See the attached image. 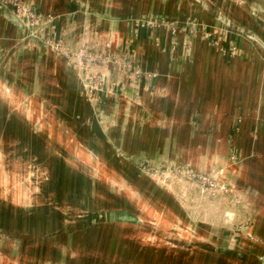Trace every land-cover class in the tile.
Listing matches in <instances>:
<instances>
[{
    "label": "rangeland",
    "instance_id": "374dc122",
    "mask_svg": "<svg viewBox=\"0 0 264 264\" xmlns=\"http://www.w3.org/2000/svg\"><path fill=\"white\" fill-rule=\"evenodd\" d=\"M178 4L177 13L169 1L162 12L130 21L133 27L157 21L171 30L187 28L212 43L227 34L243 47L248 42L264 62V0ZM190 8L199 17L189 15ZM232 44L223 51L238 53ZM70 67V98L63 85L48 98L55 83L47 71L43 87L34 76L25 92L0 85V264H207L187 258L179 245L218 236L225 245L264 254V242L251 237L264 238V227H254L247 196L229 177L240 171V155H227L223 147L178 146L173 132L161 147L148 145L141 130L126 138L119 129L127 116L107 114L105 89L90 95L85 73ZM10 86L15 97L5 95ZM212 162L218 171L207 174ZM220 171L216 181L225 193H211L194 178Z\"/></svg>",
    "mask_w": 264,
    "mask_h": 264
},
{
    "label": "crops",
    "instance_id": "0c3cea01",
    "mask_svg": "<svg viewBox=\"0 0 264 264\" xmlns=\"http://www.w3.org/2000/svg\"><path fill=\"white\" fill-rule=\"evenodd\" d=\"M169 1L172 13H177L178 2L191 4V0H21L39 14L55 18L51 24H40V34L55 29L72 49L90 43L104 51L110 43L114 53L134 54L138 67L155 78L137 82L118 67L94 68L105 78L107 114L127 116L125 128L120 126L119 131H125L126 138H134L133 133L141 130L148 145L159 147L165 145L166 134L173 132L178 146L194 150L200 145L223 147L227 155H240V171H231L229 177L238 193L247 196L244 201L248 202L252 224L263 228L264 62L248 49V42L243 47L227 34L223 35L224 41L217 43L200 34L191 35L190 29L183 27L175 33L162 26L133 34L130 19L160 13ZM188 14L199 17L192 8ZM24 36L0 10V85L7 82L13 84L15 94L25 92L29 89L24 85L34 76V81L39 80L43 87L49 81L43 79L42 73L47 71L55 83L49 88L48 98H54L61 85L63 94L65 91L70 98L66 87L70 65L48 47L29 42ZM232 43L239 45L238 53L223 51V45L230 48ZM11 87H6L9 91L6 89L5 95L15 97ZM50 90L54 91L50 94ZM181 131L187 132L182 135ZM213 162L208 164L211 171L207 174L218 171ZM218 237L201 241L208 245L207 249L199 248L200 243L179 246L185 248L187 258L200 262L206 259L207 264H264L262 251L248 252L231 243L225 245V239ZM251 237L264 242L257 233H251Z\"/></svg>",
    "mask_w": 264,
    "mask_h": 264
},
{
    "label": "built area",
    "instance_id": "2783aa9c",
    "mask_svg": "<svg viewBox=\"0 0 264 264\" xmlns=\"http://www.w3.org/2000/svg\"><path fill=\"white\" fill-rule=\"evenodd\" d=\"M0 5L10 11L27 29L33 38L40 40L45 47L52 52L61 56L69 62L70 65L83 71L85 79L84 87L90 95L97 96L102 93L106 87L105 78L100 73L93 72L96 66L118 67L127 72L132 79L141 82L144 79H153L154 74L141 70L137 65V59L134 54L124 53L117 54L112 51L110 43L106 44L104 51H98L97 46L90 43L81 44L77 49L67 46L64 39L56 33L55 29H51L48 34H40L38 28L40 24H51L55 18L51 15H42L36 12L30 6L21 2V0H0ZM159 22H138L134 25L133 34H137L140 30H155L161 27ZM175 33L176 29H172ZM233 50V49H232ZM230 51V49H229ZM236 51V49H234ZM233 54V52H231ZM235 159V158H233ZM223 175V172L214 173L213 176L199 174L194 178L211 193L228 192L225 186L217 183L216 177Z\"/></svg>",
    "mask_w": 264,
    "mask_h": 264
},
{
    "label": "water",
    "instance_id": "95a60500",
    "mask_svg": "<svg viewBox=\"0 0 264 264\" xmlns=\"http://www.w3.org/2000/svg\"><path fill=\"white\" fill-rule=\"evenodd\" d=\"M0 10L3 12V14L6 16V18L12 23L14 24L21 32H23L24 34L28 35V31L26 29V27L8 10H6L3 6L0 5ZM160 17L156 18L159 19ZM36 39V38H35ZM222 179V178H221ZM220 179V180H221ZM104 216L99 215L98 218L99 220L101 218H104ZM94 220V219H93ZM198 243H200V247H204V249H207L206 247H208V245L205 242H201L198 241ZM262 262L264 263V260H262Z\"/></svg>",
    "mask_w": 264,
    "mask_h": 264
},
{
    "label": "bare ground",
    "instance_id": "6f19581e",
    "mask_svg": "<svg viewBox=\"0 0 264 264\" xmlns=\"http://www.w3.org/2000/svg\"><path fill=\"white\" fill-rule=\"evenodd\" d=\"M192 245H194V246L198 245V241H197V242L194 241V242L192 243ZM187 246L190 247L189 245H187ZM199 248H200V246H199ZM181 249H185V248H181Z\"/></svg>",
    "mask_w": 264,
    "mask_h": 264
}]
</instances>
